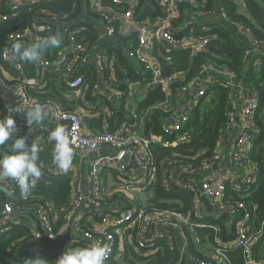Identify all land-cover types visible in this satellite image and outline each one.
I'll list each match as a JSON object with an SVG mask.
<instances>
[{
	"label": "built area",
	"instance_id": "2783aa9c",
	"mask_svg": "<svg viewBox=\"0 0 264 264\" xmlns=\"http://www.w3.org/2000/svg\"><path fill=\"white\" fill-rule=\"evenodd\" d=\"M57 1L60 0H0V21L4 22L13 18L15 13L23 7ZM64 1H71L73 11L77 0ZM232 1L236 2V0ZM85 2L96 14L93 16H99L101 25L97 24L95 27L98 39H113L116 34L133 37L130 45L123 46L122 49L133 64L141 67L138 78L119 81L114 72L113 58L107 54L100 42L87 47L75 41L74 33L85 28L82 18L75 17L68 22L69 13L64 15V13L42 9L43 7L34 12L28 26L9 32L8 42L1 54L3 60L8 61L21 73L23 64L31 65L32 63L23 62L13 55L14 43L30 45L39 41V33L45 34L54 28L62 29L63 35L67 34L70 39L67 44L61 42L59 48H47L45 51L48 55L43 52L41 58L33 63L32 71L28 75L21 74L15 80L7 79L0 68V101L6 111L3 120L13 117L20 136L27 137L29 145L32 142L37 144L40 139L43 140L44 136H49L52 130L36 124L29 127L25 114L14 110L16 108L28 110L31 106L38 104L48 112L45 122H52L66 129L69 138L73 141V154L86 153L91 158L86 185L80 174H73L67 207L60 209L54 215L45 205L39 204L32 207V212L38 218L46 237L51 241H57L64 237L68 230L74 231L79 238L87 242L86 247L92 244L106 245L109 250L106 262L115 251L117 245L115 235L121 239L127 230H130L129 233L131 229L135 230L133 242L138 250L145 249L151 252L155 250V240H165L176 233L183 234V227L191 229L192 232L194 228H212L216 232L219 227L210 224L205 218L218 219L220 215L227 214V220L223 223L233 224L234 238L223 242L215 236L213 252L208 257L193 259L192 263L230 264L224 254V249L229 248L230 250L241 249L244 264H264V249L261 251V256L254 253L253 246L260 233L249 232L248 222L251 219V211L248 208L249 202L243 199L250 196L256 181V169L250 159L252 144L259 134L254 122V116L259 107L256 95L239 86L238 82L233 83L235 79L231 75L227 74L223 68L216 69L210 62L201 68V77L193 78L188 83L176 85L174 88L175 83L183 80V75L164 74L161 64L153 55L154 43H158L164 60L170 63L171 50L189 49L192 53H196L207 42V36L197 37L188 32L178 36L172 26L173 20L178 16L179 6L183 4L197 6L196 1L152 0L160 13L143 19L136 16L140 5L139 0H110L112 5H104L101 0H85ZM220 14L224 18L222 11ZM236 26L239 27L238 24ZM240 32L245 45L250 49L256 48L257 41L243 27H240ZM48 69L59 73L67 87L66 98L79 100L86 108L87 117H94L100 114L101 110L104 119L101 131H91L86 127L83 120V108L65 111L55 102L39 101L28 94V88L43 86ZM91 70L95 74L93 82L86 79L87 73ZM216 75L229 76L228 81L231 87L236 88L231 95V109L226 115L225 137L219 142L217 150L196 167L186 163L174 165L169 156L161 162L163 167L161 182L164 186L173 184L176 187L194 189V210L192 211L194 220L190 222L189 215L177 210L156 211L146 209L141 204L126 205V201L122 198V195L126 196L124 189L135 195L144 191L154 181L152 172L154 162L149 155V145L173 147L188 141L189 133L183 129L188 122L191 107L205 94V83L213 82ZM117 81L123 83V86H119ZM154 89H160L165 95H169L174 90L177 93V99L174 107L167 108L165 105V111L170 113L163 119L159 132L150 131L149 135L144 136L138 132L141 126L138 121L141 122L143 117L137 112L136 105ZM6 93H10V97H7ZM87 96L103 98L108 105L98 107V104H92ZM118 112L122 114L121 116L128 115L130 119L112 128L109 126V119ZM37 130L40 132L34 136ZM105 148L111 151L104 153ZM227 148L229 151L227 155H224ZM106 168L117 174L116 179L123 188L119 189L115 198L117 203L108 206L103 212L102 170ZM51 169L52 172L64 173L57 166ZM0 184L8 186V179L0 178ZM251 187H253L252 190H250ZM227 189L240 196V199L234 203H223ZM126 197L128 201L132 200L129 196ZM85 207L89 214L92 211L99 214L96 215L98 221H93L83 229L78 223L82 215L78 213L82 214ZM59 219L60 226L55 227ZM21 223L26 224L20 218L13 217L11 204L5 203L0 210V233L12 224ZM31 228L34 239H39L40 234L35 227L31 226ZM193 238L196 244L201 243L195 235ZM181 241L185 246L184 235H181Z\"/></svg>",
	"mask_w": 264,
	"mask_h": 264
},
{
	"label": "trees",
	"instance_id": "16d2710c",
	"mask_svg": "<svg viewBox=\"0 0 264 264\" xmlns=\"http://www.w3.org/2000/svg\"><path fill=\"white\" fill-rule=\"evenodd\" d=\"M101 1L104 5H112L110 0ZM139 1V9L136 12V16L139 19L147 16L153 17L160 13L152 0ZM195 1L197 6L186 4L179 6L178 16L173 20L172 26L178 36L188 32L197 37L207 36V42L196 53H192L189 49L171 50L169 52L171 56L170 63L164 60L158 43H154L153 55L161 64L164 74L180 73L183 75V80L175 83L173 85L174 88L176 85L188 83L193 78L201 77V68L207 62H210L216 69L223 68L227 74L237 80L239 86L256 95L259 107L254 116V122L259 134L253 142L250 152V159L256 169V181L254 190H252L253 187L250 189L252 190L250 196L243 198L249 202L248 208L251 211L248 230L250 233H260L257 242L253 246V249H255L260 247V245H264V0H239V2L232 0ZM238 6H243L245 12L240 13ZM40 8L52 10L56 13H64V15L69 13L68 22L75 17L82 18L85 22V28L74 33L75 41L81 42L87 47H91L95 42H100L107 54L113 58L114 72L119 81H124V78L134 80L138 78L141 67L133 64L122 49L123 46L127 47L130 45V40H133V37L116 34L113 39H98L95 27L97 24L100 26L101 22L94 20L93 14H96L86 5L85 0H77L73 11L71 1L60 0L53 3L23 7L15 13L13 18L4 22L0 21V68L14 75L13 80L17 79L21 74L28 75L31 73L33 63L31 65L23 64L24 68L20 73L8 61L2 59V50L8 42L9 32L28 26L33 19L34 12ZM221 11L224 13V18L221 17ZM86 15L88 19H86ZM212 17L215 19L208 20ZM240 27H243L257 41L256 48L250 49L245 45ZM63 32L62 29L57 30L54 28L45 34L39 33L38 35L45 37L59 34L60 43L53 46V48H59L61 42L67 44L70 41L69 36L67 34L63 35ZM44 52L48 55L46 51ZM217 76L221 78H217ZM226 76L216 75V79L213 82L205 83V94L196 104L192 105L188 122L183 129L189 133L187 142L173 147H164L158 144L149 145V155L154 162V169L152 170L154 181L142 191L146 195L145 204L137 202V195L131 194L132 200L130 201H128V197L122 195L126 205L136 206L141 204L146 209L156 211L177 210L189 215L190 222L194 220V216H192V211L194 210V189L176 187L173 184L164 186L161 182L163 170L161 162L169 156L170 161L174 165L178 166L186 163L189 166L196 167L200 165L202 160L210 158L215 153L219 142L225 137L226 115L231 109V95L236 91V88H232L228 81L229 76ZM94 77V71L91 70L87 73L86 79L93 82ZM117 83L119 86H123V83L118 81ZM66 89L67 87L62 82L59 73L48 69L44 76L43 86L28 88L27 92L33 99L55 102L65 111L83 108V120L86 127L89 130L101 131L102 123H104L101 110L99 111L100 114L94 117H87L86 108L79 100H68L66 98ZM87 97L92 104H98V107L108 105V102L103 98ZM176 99V91L172 90L169 95H165L160 89H154L147 96L140 99L137 102L136 110L143 119L141 122L137 120L141 124L138 132L144 136L149 135L150 131L159 132L163 119L170 113L165 111V105L167 108L174 107ZM5 112V106L0 101V120H3ZM129 119L128 115L117 117L114 114L109 119V126L116 128L121 122ZM39 132L40 130H37L34 136ZM16 135L20 136L18 130L13 133L6 145H0V156L8 153L12 140ZM37 145L40 148L38 164L43 174L41 179L32 186L28 198L24 199L21 197L19 187L11 179H8V186L0 184V186L7 189V193H10L9 195L0 191V210L5 203H10L13 211L15 209L21 210V216L25 221H30L28 216H26L28 209L34 208L39 204L47 206L52 215L67 207L72 188L73 173L70 171L66 173L52 172L51 168L54 167L55 163L52 152L48 148V143L44 139L42 141L40 139ZM115 174V172H111L110 176L117 183L118 180ZM107 184L105 179V190H107ZM118 193L117 190L114 191L110 198H107V193H104V199L102 200L103 212L105 211L106 202L111 203L114 200V196L116 198ZM238 199H240V196L227 189L222 201L223 203H234ZM22 210H26V212ZM91 214L95 217L94 221H98L96 215L99 212L92 211ZM205 219L210 224L217 225L219 230L217 229L218 231L216 230L215 232L212 228H194L192 232L191 229L183 227V234L176 233L165 240H155V250L151 252L145 249L138 250L135 247L133 242L134 229H131V233H129L130 230L124 232L121 239L115 235V244H117L115 251L105 264L109 261H111V264H177V262H182L186 257H192V259L208 257H202L200 246L208 244L214 247L215 236H218L220 241L226 242L233 239L235 233L233 224L227 225L216 218L206 217ZM78 223L83 229L87 228V225L82 222V217L78 220ZM56 225L55 227L60 226V219ZM181 235L185 236V246L182 243L183 241H181ZM193 235L201 241L200 244L194 242ZM33 239L34 235L29 224H12L4 229L0 233V264H11V260L15 264L18 260H24L26 257L19 254L18 250L22 249V246L27 244L26 242H30ZM77 240L81 248L86 247L84 239V241ZM67 247L69 250L72 248L69 243ZM224 254L230 264H244L241 249L230 250L225 248ZM30 256L33 259L41 258L40 264L45 261L43 254H37L32 251ZM31 257L28 258L32 259ZM114 257H117V259Z\"/></svg>",
	"mask_w": 264,
	"mask_h": 264
},
{
	"label": "clouds",
	"instance_id": "9594fccd",
	"mask_svg": "<svg viewBox=\"0 0 264 264\" xmlns=\"http://www.w3.org/2000/svg\"><path fill=\"white\" fill-rule=\"evenodd\" d=\"M60 43L59 34L36 41L25 46L21 42L12 45V53L19 60L26 63H35L42 53L50 46ZM15 112L25 114L29 127L33 124L41 125L47 118L48 112L40 105H33L28 110L16 108ZM16 121L13 117L0 120V145L6 142L16 132ZM49 141L54 142L53 161L55 165L66 173L72 165L73 141L69 138L66 129L57 126L49 134ZM40 148L32 142L30 145L25 136H15L8 153L0 156V178L11 179L20 189L21 197L27 199L32 186L42 177V170L38 164ZM0 191L7 193L5 187L0 186ZM106 245L92 244L84 248H75L64 252L56 264H105L108 255ZM41 258H35V264H40Z\"/></svg>",
	"mask_w": 264,
	"mask_h": 264
},
{
	"label": "crops",
	"instance_id": "0c3cea01",
	"mask_svg": "<svg viewBox=\"0 0 264 264\" xmlns=\"http://www.w3.org/2000/svg\"><path fill=\"white\" fill-rule=\"evenodd\" d=\"M259 1H261V0H259ZM238 11L240 13H244L245 12L243 6H238ZM47 37H49V36H45V37H40L39 36V40L44 39V38H47ZM49 48H53V46H50ZM3 72H4V75L6 76L7 79H13V76L14 75L9 74L10 72L4 71V70H3ZM217 78H221V77H217ZM125 79H127V78H124V80ZM235 83H237V80H235ZM6 96L7 97H10V93H6ZM117 114H116L117 117H120L122 115V114L121 115H117ZM41 126L49 127L51 130H53L54 128H56L59 125L53 124L52 122H45V121H43V123L41 124ZM45 138H46V140H45ZM43 139H44V141L46 143H48V145H49L48 148L53 153L54 142L49 141V136H44ZM110 151L111 150H109L108 148H105L104 153H107V152H110ZM228 151H229V148H227L224 151V153H225L224 155H227ZM90 159H91L90 156L88 154H86V153L85 154H82V155L73 154L72 165H71V167L68 170V171L72 172L73 174H75V173L76 174H80L82 176L83 180H85V182H84L85 185L88 182L87 172H88V169H89L88 167H89ZM55 168H56V165L54 164V169ZM111 172L114 173L113 170H109L108 168L102 170V176L104 178L103 179V191H104V193H107L106 194L107 195V198H110V195H112L113 192L117 190L116 188H115L116 190H109L108 188H107V190H105V187H104L105 186V179L106 180L108 179V177L110 176V173ZM116 175L117 174H115V176ZM111 204L112 203L106 202L105 209L108 206H112ZM86 207H89V206H86ZM86 207H85V209L83 208L84 210L82 211V214H79L78 212L77 213H78V215H82V222H83V224H86L87 226H89L95 220V217H94L93 214H89L88 212H86L87 211V208ZM20 211H21L20 209H15L13 211V217L20 218L21 220H23L24 222H26V224H29V226H34L35 227V222L29 216H28V218H29L30 221H25L23 219V217L21 216V213L22 212H20ZM22 211H25L26 212V210H22ZM97 211H99V210H97ZM28 213L33 214L32 208L28 209ZM69 233H70V236H71V241L69 242V245L72 246V248H70V250L71 249H75V248H81L80 245H79V243H77L78 242L77 239H80V240H83V239L82 238H79V236L74 231H69ZM73 240H74V244H73ZM26 243L27 244H25V245L22 246L23 247L22 249L18 250V253L19 254H22L23 257H26V258L24 260L23 259L18 260V262H16L15 264H35V259H33L30 256L31 253H32V251L35 252V253H37V254H43V255H44V252H46V256H44L46 259H45V261H43V264H56L55 261H54V259H53L52 253L50 251H48L45 247H43V245L39 242V239H33L32 241L26 242ZM84 243L87 244L86 242H84ZM263 249H264V245H260V247H257V248L254 249V253L256 255H258V256H261V251ZM65 250H66V252L69 251L67 245L65 246ZM28 257H31L32 259H30ZM192 262H193L192 257L191 258L190 257H186V258L183 259L182 264H193ZM11 264H13L12 263V260H11Z\"/></svg>",
	"mask_w": 264,
	"mask_h": 264
},
{
	"label": "water",
	"instance_id": "95a60500",
	"mask_svg": "<svg viewBox=\"0 0 264 264\" xmlns=\"http://www.w3.org/2000/svg\"><path fill=\"white\" fill-rule=\"evenodd\" d=\"M117 115H121V113H118ZM26 215L29 216L35 222V229L40 234L39 242L48 251L52 253L53 259L56 263V260L65 252V246L67 245V243L71 241V236H70L69 231L66 232L65 236L62 237L60 240L51 241L46 237L38 218L31 213H26ZM225 220H227V214H222L218 218V221H221V222H224Z\"/></svg>",
	"mask_w": 264,
	"mask_h": 264
},
{
	"label": "rangeland",
	"instance_id": "374dc122",
	"mask_svg": "<svg viewBox=\"0 0 264 264\" xmlns=\"http://www.w3.org/2000/svg\"><path fill=\"white\" fill-rule=\"evenodd\" d=\"M236 2H239V0H236ZM86 17V19H88V16L86 15L85 16ZM94 18V20H99V16L97 17V16H94L93 17ZM213 19H215L214 17L213 18H210V19H208V20H213ZM233 83H235V80L233 81ZM88 113H86V115H87ZM91 131H95L94 129H92ZM107 188L109 189V190H113V189H117V192L119 191V189H122L123 187H122V185H121V183L118 181L117 183L114 181V178L112 177V176H109L108 177V179H107ZM111 184V185H110ZM115 189V190H116ZM124 194L126 195V196H129V198H132V195H131V193H128V192H126L125 191V189H124ZM135 195H137V202H141V203H143V204H145V200H146V195H145V193L144 192H140V193H135ZM111 203L112 204H116L117 203V201H116V199H115V196H114V200L113 201H111ZM111 204V205H112ZM200 249H201V251H202V257H205V256H209L210 255V253H212L213 252V247L211 246V245H208V244H203L202 246H200ZM44 256H46V252H44ZM117 256V255H116ZM114 258H116L117 259V257H114ZM44 259H46L45 257H44ZM52 262V261H51ZM50 262V263H51ZM111 261H109V262H107L106 264H111L110 263Z\"/></svg>",
	"mask_w": 264,
	"mask_h": 264
}]
</instances>
